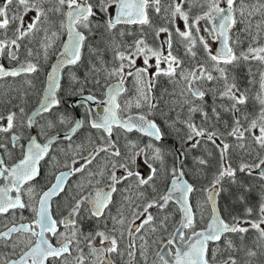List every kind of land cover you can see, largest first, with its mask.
<instances>
[{
	"label": "snow or ice",
	"instance_id": "obj_1",
	"mask_svg": "<svg viewBox=\"0 0 264 264\" xmlns=\"http://www.w3.org/2000/svg\"><path fill=\"white\" fill-rule=\"evenodd\" d=\"M52 56L29 113L24 105L34 78ZM3 60L12 66L0 63V81L24 77L26 87L0 99L6 109L0 112V264H253L264 256V70L257 81L248 69V83L259 85L254 95L232 74L242 62L264 65V0H4ZM164 79L171 89L161 86ZM133 131L148 141L129 139ZM170 132L181 143L166 149ZM207 144L218 153V167L197 189L186 178L185 159ZM168 151L176 153L171 168ZM192 164L205 173L209 160L194 156ZM161 174L168 181L163 192L156 186ZM225 183L236 186L244 205L243 215L230 220L219 207ZM254 183L256 208L248 203ZM197 191L201 199L193 203ZM170 203L180 214L171 232ZM205 208L210 215L197 230Z\"/></svg>",
	"mask_w": 264,
	"mask_h": 264
},
{
	"label": "rangeland",
	"instance_id": "obj_2",
	"mask_svg": "<svg viewBox=\"0 0 264 264\" xmlns=\"http://www.w3.org/2000/svg\"><path fill=\"white\" fill-rule=\"evenodd\" d=\"M31 15H33V13H29V16H31ZM25 19H27V17ZM155 22L156 23H162L163 21L160 20L159 17H156ZM177 24L181 28H183V23L181 21L178 20ZM149 42L150 43L155 42L154 38L151 34L149 35ZM244 47H247V42H245ZM212 48H213V50L216 49L215 43L212 44ZM249 67H251V70L255 76V79L258 81L259 80V71L264 70V65H259L258 62H251V63H247V64L242 62L239 67L232 69V74L236 77L237 82L241 85L242 88L243 87L250 88L251 94L254 95L256 93V91H258L259 85H258V83L255 85H250L248 83V81L253 78L249 74V71H248ZM76 72L78 75L83 77L85 74V68L80 67L78 70H76ZM161 86L168 87L169 89H171V85H169L167 83L166 79L162 80ZM87 87H89L90 89L93 88V86L90 84ZM159 87L160 86H158V88ZM16 93L17 92L14 91V94H16ZM207 99L209 100V103H211V98L208 97ZM253 104H254V101L250 100L249 104L247 105L249 110L252 109ZM257 108H258V106H257ZM172 115H175V113H172ZM157 118H159L160 121L162 120V118H160V117H157ZM222 118L230 121V117L228 116V114H223ZM196 119H197V122H199V116H197ZM178 127H179V125H178ZM219 127L221 128V130H223V125H219ZM165 130L168 131L167 128ZM180 135H183V133H180ZM167 140H168V142H167L166 149H172L175 144L180 145V143H181L180 139L178 138V135L175 132H170L169 135H167ZM208 152H211L212 155L208 156V154H207ZM194 156H204L206 159L209 160V164H208V167H207L205 173H197L194 171L193 164H192V158ZM186 159H187L186 160L187 161L186 171H187V174L189 175L190 179L197 182L198 189L203 187V186H206L208 184L209 180L212 178V174L216 171V169L218 167L219 157H218V153L216 152V150L213 148V146L211 144H207L206 148L201 147V148L191 149L189 151ZM174 163H175V159L173 157V153H172V151H168V153H167V165H168V167L171 168ZM232 163H233V166H236L239 163V156L238 155H236V154L233 155ZM163 178H165V177L163 176V174H161L160 180ZM238 178L240 180L246 182V183H253V178L247 177L243 173H238ZM167 183H168V181H167ZM224 187H225V191L222 192V198H223L222 203H223L224 211L226 213L232 212V213L237 214V215H243L244 205L238 203L236 200L235 194L238 192V189L236 188V186L230 185L229 183H225ZM259 192H260L259 183H254L253 192L248 197L249 205L253 206L254 208H256L258 206V202H259L258 193ZM201 195L202 194L199 191H197V193L195 194V197H197L196 201L201 199ZM171 206H173L172 203H170L169 207H168V211L170 213L175 211V209ZM207 209L208 208H205L203 210L204 214L207 211ZM172 216H173V213H171V217ZM254 216H255V213H254ZM254 236H255L254 232H249L248 234H246V241L245 242L248 243L249 245H251V242H252ZM236 243L239 244V238H237ZM253 264H264V256L258 255L256 258H254Z\"/></svg>",
	"mask_w": 264,
	"mask_h": 264
},
{
	"label": "flooded vegetation",
	"instance_id": "obj_3",
	"mask_svg": "<svg viewBox=\"0 0 264 264\" xmlns=\"http://www.w3.org/2000/svg\"><path fill=\"white\" fill-rule=\"evenodd\" d=\"M4 0H0V3H3ZM24 58V49L22 48L21 49V59ZM55 62V57L52 56L50 57V59L47 61V62H43L42 61V68H41V72L39 74H37V78H34V84H35V88L34 89H31L30 90V94L27 96V103L24 105L26 111H28L29 113L34 110V108L37 106V102H38V99L41 97V94H42V88L44 86V81L46 79V74L48 71H50V65L52 63ZM0 63H4L6 67L8 66H12V62H9L7 60H3V61H0ZM80 67L78 66L76 69H74V71L78 70ZM67 72V70H65ZM23 79L24 77H18V78H15V80H13V78H8L7 81H0V99H6L8 94L11 93L12 96H16V94H14V91H12L13 89H16V90H22L23 87H26L25 85H23ZM65 83H66V80H65ZM90 88L89 87H86L85 88V94H87L89 92ZM63 94V93H62ZM94 94L97 96V97H101L102 96V89L99 88V87H96L94 89ZM208 97H206L207 99ZM65 99L67 101H69V103H74V104H78L79 103V99H78V96H72V97H68V96H65ZM121 100H123V97L121 98ZM15 102H18L15 101ZM94 106V105H92ZM3 111H6V109L3 107V106H0V112H3ZM77 115L78 116H81L84 112V109L83 108H77ZM136 110L133 109V112H135ZM151 119H156L158 123H160V119L157 118L156 116L154 117H150ZM42 122V121H41ZM27 132V130H25ZM87 131V129H86ZM94 131V130H92ZM119 131V130H117ZM38 132V129L37 128H33L31 130V134L32 135H36ZM128 135V138L129 139H132V140H138L141 144L143 143H146L148 141V137H144L142 136L140 133L138 132H135L133 131L132 133H129L127 134ZM114 137H115V133H114ZM41 142H43V138L41 137ZM124 134L121 133L120 134V140H119V146L121 147V149L123 150V147H124ZM167 136L165 137L164 141L162 142L164 144L165 147H167ZM176 146H179L178 144H175L174 147ZM173 147V148H174ZM173 153V157L175 159V156H176V153L174 151H172ZM17 155H18V150H17ZM5 159L7 160L8 158L5 157ZM187 159H185V172L187 174V171H186V167H187ZM9 163H11L12 161L9 160L8 161ZM138 163L140 164V171H141V174L142 175H146L148 173V169H147V166L143 163L142 160H139ZM46 175V173L44 172V170L42 169V176ZM187 178L189 179V181L198 189V185H197V182L193 181L192 179H190L189 175L187 174ZM75 179V178H73ZM38 181L40 183H43L44 181L41 180L40 178H38ZM35 183V182H34ZM167 180L165 178L161 179L160 180V176L158 177L157 181H156V186L157 188L163 192L166 190V187H167ZM149 192H151V189H149ZM197 192H194L192 194V200H193V203L196 202V198L195 197V194ZM222 193H221V197H220V209H221V212H222V215L224 216V218L226 220H230L231 219V216L233 215H237V214H234L232 212H229V213H226L224 211V208H223V203H222ZM175 211L174 212H171L173 213V216L171 217V219L169 220L168 222V225H169V231H174L175 227L178 226V222H179V219H180V214L176 208V206L174 204H172ZM54 212L59 215L61 214L64 209H60L59 211H57L55 208L53 209ZM153 211H155V209H153ZM166 211H168V209H166ZM169 212V211H168ZM27 215V213H25ZM210 215V209H207V211L205 212L204 214V221L201 222V219H200V214L197 213V224H196V229L199 230L201 229L202 227H204L207 223V219ZM86 229L88 227H90V225H85ZM230 236L232 234H229ZM234 239V241L236 242L237 241V238H238V235L236 236H233L232 237ZM166 243V241L164 242ZM178 243V242H177ZM160 247H163V244L161 245H154L153 246V255L150 256V259L154 258V253L155 251H158L160 249ZM210 248L214 247L213 244L210 243L209 245Z\"/></svg>",
	"mask_w": 264,
	"mask_h": 264
},
{
	"label": "water",
	"instance_id": "obj_4",
	"mask_svg": "<svg viewBox=\"0 0 264 264\" xmlns=\"http://www.w3.org/2000/svg\"><path fill=\"white\" fill-rule=\"evenodd\" d=\"M93 108H95V106H92ZM177 147V146H176ZM187 178V175H186ZM188 179V178H187ZM189 180V179H188ZM190 182V181H189ZM191 183V182H190ZM219 207H220V199H219ZM221 210V209H220ZM222 213V212H221Z\"/></svg>",
	"mask_w": 264,
	"mask_h": 264
},
{
	"label": "trees",
	"instance_id": "obj_5",
	"mask_svg": "<svg viewBox=\"0 0 264 264\" xmlns=\"http://www.w3.org/2000/svg\"><path fill=\"white\" fill-rule=\"evenodd\" d=\"M249 197V196H248ZM233 211V210H232Z\"/></svg>",
	"mask_w": 264,
	"mask_h": 264
}]
</instances>
